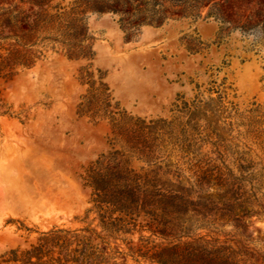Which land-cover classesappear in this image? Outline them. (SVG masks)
<instances>
[{"label":"rangeland","instance_id":"374dc122","mask_svg":"<svg viewBox=\"0 0 264 264\" xmlns=\"http://www.w3.org/2000/svg\"><path fill=\"white\" fill-rule=\"evenodd\" d=\"M222 191L264 264V0H0V264H157Z\"/></svg>","mask_w":264,"mask_h":264},{"label":"trees","instance_id":"16d2710c","mask_svg":"<svg viewBox=\"0 0 264 264\" xmlns=\"http://www.w3.org/2000/svg\"><path fill=\"white\" fill-rule=\"evenodd\" d=\"M240 174H244L247 171V167L244 168L242 165L238 166ZM210 179H212L211 174L206 172L201 173L198 177L197 185L200 189H203L206 185L210 184ZM215 184H210L213 187L219 188L221 186L219 182V177L216 178ZM228 192L222 191V195L219 200L212 201L211 195H208V199L204 202L209 201L210 207L202 203L201 211H197L195 214L200 216L203 220H208V223H219L225 222L230 223L233 230L235 231L236 237L232 236L229 240H224L219 242L217 238L211 236H205L210 238L209 241L204 239V237H191L187 233L181 236L173 237L174 239L187 238L190 240L185 243L188 249L184 250L182 253L176 251L177 247L174 246L170 250V254L167 256L159 255L157 258L153 259L157 264H249L253 257L248 251L247 242L250 239L243 233L247 230L251 218L259 212L260 201L255 194H252L250 198H244V195H239L238 198L231 200L226 199V194ZM200 203V201H199ZM198 243V244H197ZM229 243H233L238 248V255L240 253L241 259L236 260L237 253L233 251ZM197 244V245H195ZM202 244V245H201ZM192 246V247H190ZM194 246V247H193ZM92 250V249H91ZM76 251H74L75 253ZM249 255V256H248ZM76 260H71L73 264H93L90 260H85L83 257ZM68 261L61 263L59 259L54 261V264H67ZM35 264H45V263H35ZM47 264V263H46ZM101 264V263H96Z\"/></svg>","mask_w":264,"mask_h":264}]
</instances>
